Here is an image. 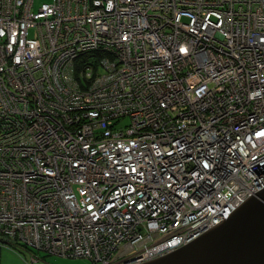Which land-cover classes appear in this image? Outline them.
I'll use <instances>...</instances> for the list:
<instances>
[{
	"label": "built area",
	"instance_id": "obj_1",
	"mask_svg": "<svg viewBox=\"0 0 264 264\" xmlns=\"http://www.w3.org/2000/svg\"><path fill=\"white\" fill-rule=\"evenodd\" d=\"M262 189L264 0H0V249L143 264Z\"/></svg>",
	"mask_w": 264,
	"mask_h": 264
},
{
	"label": "water",
	"instance_id": "obj_2",
	"mask_svg": "<svg viewBox=\"0 0 264 264\" xmlns=\"http://www.w3.org/2000/svg\"><path fill=\"white\" fill-rule=\"evenodd\" d=\"M143 264H264V189L191 243Z\"/></svg>",
	"mask_w": 264,
	"mask_h": 264
},
{
	"label": "rangeland",
	"instance_id": "obj_3",
	"mask_svg": "<svg viewBox=\"0 0 264 264\" xmlns=\"http://www.w3.org/2000/svg\"><path fill=\"white\" fill-rule=\"evenodd\" d=\"M48 1L50 0H36V8ZM128 122L129 120L125 119L120 126L124 128ZM33 253L39 258V261L34 264H92L90 260L84 258H66L37 251H33ZM33 253L22 249H15L14 251L2 247L0 249V264H30L34 257Z\"/></svg>",
	"mask_w": 264,
	"mask_h": 264
},
{
	"label": "snow or ice",
	"instance_id": "obj_4",
	"mask_svg": "<svg viewBox=\"0 0 264 264\" xmlns=\"http://www.w3.org/2000/svg\"><path fill=\"white\" fill-rule=\"evenodd\" d=\"M204 167H208V161H204Z\"/></svg>",
	"mask_w": 264,
	"mask_h": 264
}]
</instances>
